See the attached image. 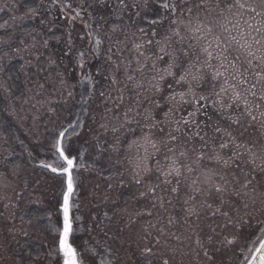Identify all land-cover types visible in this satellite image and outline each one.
<instances>
[{
	"label": "rangeland",
	"instance_id": "374dc122",
	"mask_svg": "<svg viewBox=\"0 0 264 264\" xmlns=\"http://www.w3.org/2000/svg\"><path fill=\"white\" fill-rule=\"evenodd\" d=\"M168 2H175V15L160 7V0H123V3L121 0H0V16L4 14L0 18V25H3L0 27V80L8 84V91L0 89V92L5 103L4 113L23 140V144L18 145L0 131V264H56L54 240L60 179L34 162H50L49 144L58 130L68 125L71 116H77L73 106L81 100L82 83L89 89L87 80L83 79L87 75L96 77L100 85L91 106L87 107L85 118L76 128L79 138H69L82 153L79 163L83 166L75 170L78 187L73 201L79 208L76 214L81 217L78 224L83 230L85 245L96 251L98 258L92 257L95 264H143L144 261L163 264L165 259L168 264H242L260 238L264 231V204L259 194L264 193V172L258 168L253 170V166L246 163L247 156L225 167L224 160H229L235 145L222 150L214 145L217 142L202 144L187 132L174 133L180 137L171 145L177 149L179 163L190 164L195 171L187 173L182 168L179 192L172 193L176 178L170 177L172 183L165 186L164 178L158 180L156 172V161L166 165L165 156L172 155L163 143L167 139L168 126H165V134L155 137L160 151L150 159L152 172L144 176L141 184L134 182L136 157L144 153L136 146L129 150L128 144L141 135L140 125L144 121L141 116L137 117L139 123L119 127L124 110L135 104L131 85L119 109H114L121 119H111L107 132L99 127L100 115L105 111L99 91L103 86L107 93L108 81L97 76V72L109 75L113 67L105 60L109 44L120 41L117 46L123 49L122 60L132 61L135 69L138 53L133 48L134 43L144 44L145 56L154 59L159 49L155 41L168 34L172 19L182 17L187 21L190 15L195 18L197 14L203 19L217 0ZM255 2L260 5L261 0ZM220 3L223 7L224 0ZM66 4L71 7H64ZM149 15L156 17L151 19ZM153 20L160 22L153 24ZM153 30L157 33L155 37ZM97 39L101 40L99 46L95 43ZM149 40L151 45L147 44ZM113 59H116L115 54ZM139 59L143 62L144 57ZM15 60L21 64L23 82V91L18 97L14 96L5 77L7 65ZM151 63L149 60L146 67L150 68ZM123 75L121 63L118 78L122 80ZM135 75L140 78L139 73ZM167 83L173 81L170 79ZM166 86L163 84L162 93H144L140 99L148 96L149 100L139 111L154 112L156 119L163 121L168 105L165 98L170 91ZM173 87L176 91L182 90L174 83ZM68 91H72L71 97ZM88 94L92 95L90 91ZM116 95L118 93L114 92L113 97ZM157 101L161 105L159 109L155 107ZM107 106L113 108V101H108ZM248 118H241L239 123L229 127L228 133L237 143L256 145L258 151L259 146L264 145V126L260 119L249 123ZM114 125L118 129L116 132L111 130ZM204 127L209 132V122ZM117 138L119 151L114 152L112 146L117 144ZM185 149L187 156L179 157V152ZM201 154L203 160L197 165L196 158ZM217 154L222 157L220 161L214 158ZM207 169L218 173V184H223L220 175L231 183H234L233 175L241 182L245 173L249 178L255 177L256 203L249 202L247 209L230 193L223 194L229 201L223 209L230 212L233 221L230 225L225 226V217L213 214L220 205L221 194L214 191L211 196L193 193L196 187L206 188L200 173ZM192 180L198 183L192 185ZM157 184L159 187H155L154 193L149 191ZM205 201L211 208L202 206ZM189 209L194 210L191 215ZM149 224H154L155 228L149 229L152 237L145 239L144 228ZM154 238H159L160 243L156 244ZM146 247L152 249L150 254L143 253Z\"/></svg>",
	"mask_w": 264,
	"mask_h": 264
},
{
	"label": "snow or ice",
	"instance_id": "6c2138e0",
	"mask_svg": "<svg viewBox=\"0 0 264 264\" xmlns=\"http://www.w3.org/2000/svg\"><path fill=\"white\" fill-rule=\"evenodd\" d=\"M64 7H71V5L66 4ZM160 7L173 15L177 11L175 2L169 3L168 0H160ZM191 11L192 9L189 8L188 12L191 13ZM159 22V20H153L151 23ZM173 25L175 27H172ZM140 31L144 32V29L141 28ZM152 35L153 37L157 35L155 30ZM89 37H91V33H89ZM111 39L109 37V40ZM155 42L159 45V49L154 59L151 56H145L142 50L145 47L144 44L134 43L133 48L138 53L135 69L132 68V61L124 62L122 60L123 49L117 46L121 43L120 41L109 44L105 52V60L113 67L109 70V75L97 72V76L108 81L107 93L103 86L99 91V97L105 108L104 113L100 115L99 127L107 132L111 119L117 121L121 119L120 115L115 114L114 109H119L124 101L125 93L131 85L135 92V104L124 110L123 120L119 127L124 128L133 122L139 123L137 117L141 116L144 121L140 125L141 135L128 144L129 150L136 146L137 149H143L144 153L143 156L136 157L133 168L134 182L141 184L144 176L152 172L150 159L160 151L155 137L157 134H165V126H168L167 139L163 143L167 152L172 155L165 156L164 159L168 162L166 165H162L159 160L156 161L157 179L163 177L162 183L167 186L172 183L170 177H175L176 187H172L171 192L178 193L182 176L181 169H185L187 173H192L195 169L190 164L179 163L176 156L177 149L171 145L176 144L180 137L174 133H180L182 128H188L190 124L197 123L195 117L205 109L209 101H211L212 107L219 112H227L233 107L239 109L243 105L244 114L250 117L253 122L260 119L264 126V110H261L260 103L264 102V0H261L260 5H257L255 0H231V3L224 0L223 7L220 0H217L215 6L208 10L203 19L199 14L195 18L190 15L187 21L182 17L172 19L168 34ZM95 43L99 46L101 40L97 39ZM147 44L151 45L152 41H147ZM174 45H179V47H174ZM113 54L116 59H113ZM139 57H144L143 62ZM166 58L167 62L165 63ZM149 60H152V63L151 67L147 68ZM121 63H123L124 73L122 80L118 78ZM161 64L164 66L161 67ZM80 67L83 68L84 65L81 64ZM146 72L151 74L146 75ZM135 73L140 74L139 79ZM83 79L87 80L89 91L92 93L85 101L91 106L100 81L92 75L84 76ZM169 79L182 90L176 91L173 83L168 84L170 91L165 99L169 107L168 111L164 113V120H157L154 112L141 113L139 108L149 100V97L145 96L144 100H141L140 97L144 93H162V86ZM62 83L64 82L62 81ZM205 85L208 87L205 88ZM0 89L8 91L6 81L0 80ZM114 92L118 93L115 97H113ZM72 95V91H68V96ZM108 101H113V108L107 106ZM97 107L99 108L100 104H97ZM155 107L157 109L161 107L159 101L156 102ZM188 109L192 110L188 111ZM182 112H187V118L180 115ZM92 118L95 120L96 116L94 115ZM232 122L239 123L238 120ZM81 123V121H72L68 123L67 127H61L58 130L57 135L49 144L48 160L50 162L43 164L45 169L60 179L56 203L57 234L54 240L58 257L56 264H95V259L92 257L96 255V251L85 245L83 230L78 224L81 217L76 214L79 208L74 205L73 201L78 187L75 170L83 165L79 163L82 153L69 137L79 138L80 133L76 131V128ZM2 128L3 124H0V129ZM111 130L116 132L117 126L114 125ZM132 131L134 132L135 129ZM216 131L219 132L220 129L217 128ZM200 138L204 139V137ZM230 144H234L235 149L229 160H224L225 167L247 156L246 163L251 164L253 170L258 168L264 172V145H260L257 151L256 145L237 143L233 139L229 143L221 142L219 147L223 150L229 148ZM118 145L119 138H117V144L112 146V151L118 152ZM98 147H100L99 144ZM149 149L152 151L150 152ZM186 156V149L179 152V157ZM214 158L217 161L222 159L218 154ZM202 160L203 154L198 155L195 163L199 165ZM258 161L259 163H257ZM241 171L243 170L241 169ZM200 175L203 177V184L206 185V188L196 187L193 189V193L211 196L214 191L221 194L220 205L213 214L225 217V226L232 224L233 221L230 212L223 209V205L229 203L223 198L224 193H230L231 197L242 203L245 209L248 208L249 202L256 203L254 194L257 189L253 185L254 176L249 178V174L245 173V179L241 182L233 175L234 183H231L225 176L220 175L219 179L223 181V184H218L216 182L218 173L212 169L204 170ZM191 183L196 185L198 181L192 180ZM155 187H159V185L150 187L149 191L154 193ZM259 195L262 197L261 204H264V193ZM161 204H163L162 198ZM202 206L211 208V204L206 201ZM236 210L239 211V209ZM193 211V209H189V215ZM148 215L151 213L149 212ZM154 228V224H149L144 228L145 239L152 237V231L149 229ZM160 234L163 235V229H160ZM25 235H27L26 232ZM154 239L156 244L160 243L159 238ZM208 239L211 242L212 237L209 236ZM257 242L260 245L257 251L262 254L260 264H264V231L261 232V238ZM228 243H232V241H228ZM151 251L152 249L148 247L143 249L144 254H150ZM205 255H207L206 251ZM143 264H151V261H144ZM163 264H168V260L165 259Z\"/></svg>",
	"mask_w": 264,
	"mask_h": 264
},
{
	"label": "trees",
	"instance_id": "16d2710c",
	"mask_svg": "<svg viewBox=\"0 0 264 264\" xmlns=\"http://www.w3.org/2000/svg\"><path fill=\"white\" fill-rule=\"evenodd\" d=\"M3 15L4 14H2L0 18H3L4 17ZM153 16L154 15H149V18L154 19L156 17V15L154 17ZM20 65H21L20 62L15 60L9 63L5 70V77L7 81L9 82L15 97H18L19 95H21L23 91V82H22V77H21V70H20L21 66ZM166 85H167L166 87H168V83H166ZM81 86L82 87L79 90V96L81 100L76 105L73 106V111H77L78 114L76 117L72 115L71 118L69 119V122L81 121L82 119L85 118L87 107L89 106V104L85 102L86 99L89 97V94H88L89 89L83 83ZM260 103L262 105L264 102H260ZM4 106H5L4 99L0 92V124H3V128L0 129V131L6 134L12 142L18 145H22L23 140H22L21 134L17 130L15 125L12 124L9 118L5 115ZM168 107L169 105L166 106L165 108L166 111H168ZM188 110L191 111L192 109H188ZM261 110H264L263 105H262ZM180 115H183L185 116V118H187V112H182L180 113ZM256 115H258V113ZM229 117H231V119H229ZM245 117L247 116L244 114L243 105H241L239 109L233 107L227 112H219L217 109H214L212 107L211 101H209L205 109L195 117V120L197 121V123L190 124L188 128H182L180 133L187 132L190 135H192L194 138H198V140H200L202 144L209 141L212 143L217 142L214 145L219 146L220 142L229 143L231 140H233V138L228 133L229 127L235 126L236 124V123H233L232 121L233 120L239 121L241 118H245ZM208 122L211 126L209 132H207L205 130L207 128L204 127V125H206ZM248 122L249 123L253 122L250 119V117L248 118ZM172 127H174V125H172ZM224 127H226L227 130L226 129L223 130ZM217 128L220 129L219 132L216 131ZM207 134L209 137L207 136ZM200 137H204V139L202 140ZM210 145L211 147L213 146L212 144ZM231 145L233 146L234 144H230V146ZM230 156H232V153ZM92 164L95 165L94 163Z\"/></svg>",
	"mask_w": 264,
	"mask_h": 264
},
{
	"label": "water",
	"instance_id": "95a60500",
	"mask_svg": "<svg viewBox=\"0 0 264 264\" xmlns=\"http://www.w3.org/2000/svg\"><path fill=\"white\" fill-rule=\"evenodd\" d=\"M34 164L37 167H39V168L45 169L43 167V164H44L43 162L35 161ZM45 170H47V169H45ZM260 238H261V236H260ZM259 246L260 245H259L258 242H256V244L254 246H252V248L248 252V255H247L246 259L243 261L242 264H260V256L262 254L257 251V249L259 248Z\"/></svg>",
	"mask_w": 264,
	"mask_h": 264
},
{
	"label": "flooded vegetation",
	"instance_id": "af4514ba",
	"mask_svg": "<svg viewBox=\"0 0 264 264\" xmlns=\"http://www.w3.org/2000/svg\"><path fill=\"white\" fill-rule=\"evenodd\" d=\"M166 245V244H165ZM93 247H95L94 243L92 244ZM92 248V247H91ZM97 257V255H95ZM98 258V257H97Z\"/></svg>",
	"mask_w": 264,
	"mask_h": 264
}]
</instances>
